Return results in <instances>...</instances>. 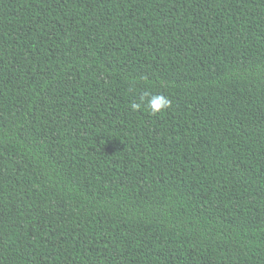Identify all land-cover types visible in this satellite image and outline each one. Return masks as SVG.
Listing matches in <instances>:
<instances>
[{
    "label": "trees",
    "instance_id": "obj_1",
    "mask_svg": "<svg viewBox=\"0 0 264 264\" xmlns=\"http://www.w3.org/2000/svg\"><path fill=\"white\" fill-rule=\"evenodd\" d=\"M0 264H264V0H0Z\"/></svg>",
    "mask_w": 264,
    "mask_h": 264
}]
</instances>
